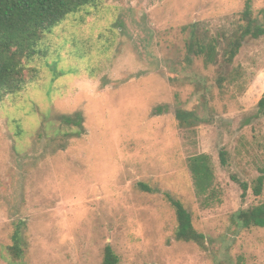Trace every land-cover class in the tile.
<instances>
[{
	"label": "rangeland",
	"instance_id": "obj_1",
	"mask_svg": "<svg viewBox=\"0 0 264 264\" xmlns=\"http://www.w3.org/2000/svg\"><path fill=\"white\" fill-rule=\"evenodd\" d=\"M246 1L96 0L45 36L46 56L0 97V264H102L106 245L118 264H264V227L233 219L264 203V183L252 192L264 165V35L246 37L231 63L223 56ZM249 2L264 25V0ZM190 24L215 41L214 62L186 57ZM177 109L201 121L180 127ZM200 153L213 165L208 202L188 170ZM165 194L191 212L204 248L175 240ZM20 220L24 252L12 259Z\"/></svg>",
	"mask_w": 264,
	"mask_h": 264
},
{
	"label": "trees",
	"instance_id": "obj_2",
	"mask_svg": "<svg viewBox=\"0 0 264 264\" xmlns=\"http://www.w3.org/2000/svg\"><path fill=\"white\" fill-rule=\"evenodd\" d=\"M96 0H0V97L6 93L19 90L26 82L25 69L34 56H46V51L41 49L45 36L50 34L54 27L63 21L66 16L76 13L86 6L95 5ZM240 23L236 31L229 36L223 52L224 62L229 64L238 54L246 37L258 38L264 35V25L257 22L253 16L250 2H245L240 14ZM195 24L185 25L183 30L191 28L189 39L186 43V57L194 55L201 57L208 64L214 62L216 43L201 42L195 37L193 29ZM221 77L217 83L220 85ZM256 115L264 116V94L257 102ZM175 116L180 127L193 126L201 121L193 110L177 109ZM66 125H73L68 118L62 116ZM221 166L228 165V152L221 150L219 153ZM188 170L191 174L196 196L208 202L216 196L215 178L211 158L206 153H200L188 158ZM259 175L252 186L254 195H260L264 183V165L259 168ZM234 178V177H233ZM235 179V178H234ZM244 194L248 182L238 181ZM144 190L147 186L139 183ZM171 207L174 209L176 228L174 238L176 241L193 242L202 248L205 246V236L193 225L192 214L178 198L165 194ZM233 219L244 227H264V203L249 206L238 210ZM18 222L16 231L12 236L13 244L6 247L12 259H19L23 254L20 226ZM102 264H118V257L110 245L104 247Z\"/></svg>",
	"mask_w": 264,
	"mask_h": 264
}]
</instances>
